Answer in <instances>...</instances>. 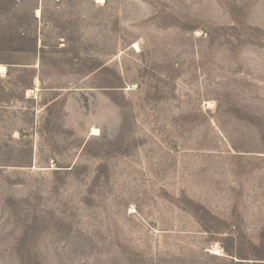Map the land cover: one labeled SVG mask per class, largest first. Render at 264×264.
<instances>
[{
  "label": "rangeland",
  "instance_id": "obj_1",
  "mask_svg": "<svg viewBox=\"0 0 264 264\" xmlns=\"http://www.w3.org/2000/svg\"><path fill=\"white\" fill-rule=\"evenodd\" d=\"M0 264H264V0H0Z\"/></svg>",
  "mask_w": 264,
  "mask_h": 264
},
{
  "label": "bare ground",
  "instance_id": "obj_2",
  "mask_svg": "<svg viewBox=\"0 0 264 264\" xmlns=\"http://www.w3.org/2000/svg\"><path fill=\"white\" fill-rule=\"evenodd\" d=\"M40 13V12H39ZM4 70V68H2V71ZM99 135V130L97 128H94L93 129V132H92V136H97Z\"/></svg>",
  "mask_w": 264,
  "mask_h": 264
}]
</instances>
